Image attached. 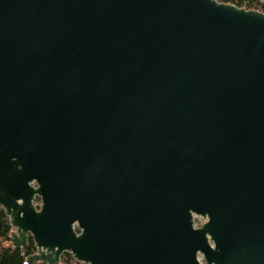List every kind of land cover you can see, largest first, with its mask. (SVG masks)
I'll list each match as a JSON object with an SVG mask.
<instances>
[{
    "label": "water",
    "instance_id": "water-1",
    "mask_svg": "<svg viewBox=\"0 0 264 264\" xmlns=\"http://www.w3.org/2000/svg\"><path fill=\"white\" fill-rule=\"evenodd\" d=\"M0 207L28 263L264 264V12L0 0Z\"/></svg>",
    "mask_w": 264,
    "mask_h": 264
},
{
    "label": "trees",
    "instance_id": "trees-1",
    "mask_svg": "<svg viewBox=\"0 0 264 264\" xmlns=\"http://www.w3.org/2000/svg\"><path fill=\"white\" fill-rule=\"evenodd\" d=\"M221 3H229L239 8L248 10L264 11V0H217ZM13 231L10 224V218L6 215L3 208L0 207V264H46V263H28L30 255L37 252V248L30 238L27 252H22L21 248H15L12 244ZM60 264H80L71 254H64Z\"/></svg>",
    "mask_w": 264,
    "mask_h": 264
},
{
    "label": "rangeland",
    "instance_id": "rangeland-1",
    "mask_svg": "<svg viewBox=\"0 0 264 264\" xmlns=\"http://www.w3.org/2000/svg\"><path fill=\"white\" fill-rule=\"evenodd\" d=\"M35 204L37 207L40 206L41 204L40 199L36 200ZM196 222H197V225H202L204 224L205 220H203L202 218H196Z\"/></svg>",
    "mask_w": 264,
    "mask_h": 264
},
{
    "label": "built area",
    "instance_id": "built-area-1",
    "mask_svg": "<svg viewBox=\"0 0 264 264\" xmlns=\"http://www.w3.org/2000/svg\"><path fill=\"white\" fill-rule=\"evenodd\" d=\"M236 6V5H235ZM245 9V8H244ZM260 12H264V11H260ZM196 227H200L201 225H197V222H196ZM63 257V256H62ZM199 260L201 261V262H203V260H202V257L200 256L199 257ZM77 261V260H76ZM78 262V261H77ZM78 263H80V264H83V263H81V262H78Z\"/></svg>",
    "mask_w": 264,
    "mask_h": 264
},
{
    "label": "clouds",
    "instance_id": "clouds-1",
    "mask_svg": "<svg viewBox=\"0 0 264 264\" xmlns=\"http://www.w3.org/2000/svg\"><path fill=\"white\" fill-rule=\"evenodd\" d=\"M37 253V252H36ZM35 254V253H34ZM62 260V259H61Z\"/></svg>",
    "mask_w": 264,
    "mask_h": 264
}]
</instances>
